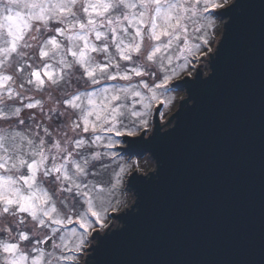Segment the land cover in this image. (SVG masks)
Instances as JSON below:
<instances>
[{
	"label": "snow or ice",
	"instance_id": "snow-or-ice-1",
	"mask_svg": "<svg viewBox=\"0 0 264 264\" xmlns=\"http://www.w3.org/2000/svg\"><path fill=\"white\" fill-rule=\"evenodd\" d=\"M222 7L217 0H0V120L16 119L14 128H0V217H11L12 225L0 229V264H77L75 254L97 239L96 225L106 227L105 189L88 179L93 166L105 168L125 137L147 129L153 104L171 103L169 86L193 59L211 53L213 72L207 80L198 73L190 88L216 77L214 66L233 29H245L253 14L264 33V0H235L221 14L228 22L213 51L216 24L209 10ZM145 40L150 48L141 59ZM73 80L86 87L66 91L59 101L63 111L49 109L51 130L25 124L23 109L44 107L27 91L67 89ZM261 104L258 233L249 226L256 164L243 131L232 155L230 235L241 249L257 242L264 249V83ZM73 115L68 130L55 127L56 120ZM159 137L157 128L151 141H129L130 150L146 149ZM125 171L120 168L113 188ZM139 210L138 203L126 216ZM52 239L59 241L54 248L60 254L46 257L39 245Z\"/></svg>",
	"mask_w": 264,
	"mask_h": 264
},
{
	"label": "water",
	"instance_id": "water-1",
	"mask_svg": "<svg viewBox=\"0 0 264 264\" xmlns=\"http://www.w3.org/2000/svg\"><path fill=\"white\" fill-rule=\"evenodd\" d=\"M231 4L217 12L224 19L223 31L228 18L221 14ZM209 65L208 74L203 64L193 77L172 84L187 97L180 101L168 124L161 123L162 104L155 111L149 135L146 130L123 139V152L149 155L155 169L130 175L127 185L134 193V202L113 214L118 225L94 234L97 239L85 264H231L237 260L264 264V249L258 242L241 249L230 235L232 155L240 131L252 147L256 164L249 226L257 233L259 230L264 33L255 14L245 29H233L221 60L214 66L216 77L190 88L189 82L196 81L198 73H202V80L212 75ZM157 128L160 137L156 141L146 149L130 150L129 141L141 136L151 141ZM138 203L140 210L126 216ZM110 232L112 237L104 240ZM53 247L54 239L43 244L48 253Z\"/></svg>",
	"mask_w": 264,
	"mask_h": 264
},
{
	"label": "rangeland",
	"instance_id": "rangeland-1",
	"mask_svg": "<svg viewBox=\"0 0 264 264\" xmlns=\"http://www.w3.org/2000/svg\"><path fill=\"white\" fill-rule=\"evenodd\" d=\"M235 0H227L225 3V0H217L219 3H223L224 7L230 5ZM222 7V8H224ZM222 8H216V9H210V13L212 18L215 20L216 28H215V37L211 40V48L214 51V47L217 43V39L220 37V34L223 29L224 25V19L220 18L217 15V12ZM150 48V42L145 40L144 46L142 48L141 52V59H143L144 56L147 55L148 49ZM33 53H35L37 50L34 48L31 50ZM176 53H174L175 55ZM210 57L211 53H208L207 56H202L199 59H193L191 61V67L188 68L186 71L178 75L176 78H174L169 86L170 91L168 93V96L171 97V103H163V107L159 113L161 118L162 125L168 124V120L171 118V115L177 110L180 100L185 99L187 97V94L185 91L180 90L178 88H175L172 86V84L185 76H193L197 69L201 68V65L205 64L203 66V70L205 74H208L210 71ZM99 59V57H97ZM135 59V56H134ZM124 62H122L123 64ZM175 63H183V60L175 61ZM79 72H76V76H79ZM139 79V78H134ZM147 79V77H145ZM20 81L17 80V83ZM114 83V82H113ZM120 83H126L124 81H121ZM26 88H30L31 86L25 85ZM85 85L81 82L80 84H76L75 80H73V84L69 86L67 89L64 88H49L47 85H45V88L43 91H27L26 95L32 97L34 100H42L44 103L43 111L40 110V108L35 109H23L21 113V117L25 118V124L31 125L33 123H42L46 126L50 127V130L52 128L53 122L47 120V115L49 114L50 108H60V111H63V107L60 106L59 101L65 96L66 91L67 92H75L76 90H83ZM28 101H24V103H27ZM8 104H12V101H8ZM162 104H153V108L151 109L152 115L149 117V125L147 129L143 130L146 131V136L149 135L154 127V116L155 111L158 107H160ZM15 106H20V104L17 102ZM30 115H34L36 117L35 122H33L29 117ZM75 119V116L73 115L71 119L67 118H61L59 120L55 121V127L60 128V131H66L67 125L71 123V120ZM16 125V119L13 118L10 122L0 121V128H8L11 126L14 128ZM63 125V127H61ZM142 132V131H141ZM54 135H57V133L54 131ZM69 136L73 138H79L75 136L74 133L69 131ZM87 135V134H85ZM57 138L59 136L57 135ZM124 145V140L122 141L121 145L118 146L116 149H114L115 152H117V159L115 160H109L105 159L104 164L105 168H100L99 165L93 166V175L89 176V181L92 184H99L102 185L105 189L103 195L105 196L106 200L108 201V213H107V219H106V227L103 229L100 228L99 224L96 225L95 229L93 230V235L96 232L103 233L107 228H110L114 225H118V220L113 216V214H118L123 209H125L127 206H131L132 201L134 200L135 196L132 190H130L127 186V179L129 175L134 171H139L141 173H147L150 170H154L155 162L154 160L149 156L145 155L144 157L136 156V155H129L126 153H122V150L120 149L121 146ZM96 150V146H93L92 149H89V154L91 151ZM100 151H105L102 147L99 148ZM124 167L126 171L121 174V183L119 185H116L113 188V185L116 184V174L119 173L120 168ZM11 217H9L7 220H5L3 217H0V229H3L4 227H10L12 226L10 224ZM78 227V226H77ZM0 235H3V233H0ZM42 235V233H41ZM6 238V237H5ZM59 243L58 240L54 239V245ZM43 244L41 243L39 247L45 252L46 257H51L52 255H59V250L55 249L53 247V250L50 253H47L44 248ZM94 244V241L92 240L91 244L87 245L85 250L82 253H76L77 256V264H84L85 258L87 256L88 249ZM25 251H28V249H25ZM67 255H73V253H66ZM31 255H37V253L32 252Z\"/></svg>",
	"mask_w": 264,
	"mask_h": 264
},
{
	"label": "flooded vegetation",
	"instance_id": "flooded-vegetation-1",
	"mask_svg": "<svg viewBox=\"0 0 264 264\" xmlns=\"http://www.w3.org/2000/svg\"><path fill=\"white\" fill-rule=\"evenodd\" d=\"M15 106V105H14ZM0 121H2V120H0ZM15 127V126H14Z\"/></svg>",
	"mask_w": 264,
	"mask_h": 264
},
{
	"label": "trees",
	"instance_id": "trees-1",
	"mask_svg": "<svg viewBox=\"0 0 264 264\" xmlns=\"http://www.w3.org/2000/svg\"><path fill=\"white\" fill-rule=\"evenodd\" d=\"M22 130V129H21Z\"/></svg>",
	"mask_w": 264,
	"mask_h": 264
}]
</instances>
